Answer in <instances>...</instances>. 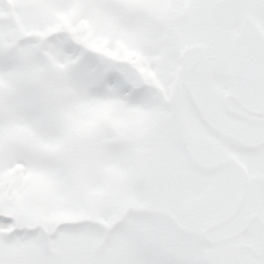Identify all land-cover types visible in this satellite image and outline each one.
<instances>
[{
	"label": "snow or ice",
	"instance_id": "1",
	"mask_svg": "<svg viewBox=\"0 0 264 264\" xmlns=\"http://www.w3.org/2000/svg\"><path fill=\"white\" fill-rule=\"evenodd\" d=\"M0 264H264V0H0Z\"/></svg>",
	"mask_w": 264,
	"mask_h": 264
}]
</instances>
